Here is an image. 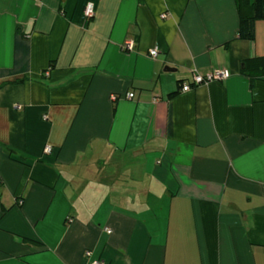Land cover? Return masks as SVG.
<instances>
[{
	"label": "crops",
	"instance_id": "obj_1",
	"mask_svg": "<svg viewBox=\"0 0 264 264\" xmlns=\"http://www.w3.org/2000/svg\"><path fill=\"white\" fill-rule=\"evenodd\" d=\"M261 57L234 0H0V264H264Z\"/></svg>",
	"mask_w": 264,
	"mask_h": 264
},
{
	"label": "trees",
	"instance_id": "obj_2",
	"mask_svg": "<svg viewBox=\"0 0 264 264\" xmlns=\"http://www.w3.org/2000/svg\"><path fill=\"white\" fill-rule=\"evenodd\" d=\"M238 14V36L252 39L254 36V23L264 20V0H234ZM262 66L264 57L253 61Z\"/></svg>",
	"mask_w": 264,
	"mask_h": 264
},
{
	"label": "built area",
	"instance_id": "obj_3",
	"mask_svg": "<svg viewBox=\"0 0 264 264\" xmlns=\"http://www.w3.org/2000/svg\"><path fill=\"white\" fill-rule=\"evenodd\" d=\"M94 14V8H93V4L91 2H87L85 4V7H84V15L86 18H89V17H92ZM166 13H162L160 15L161 18H165L166 17ZM124 47L126 49H133V44L131 43V41H126L124 42ZM149 55L151 57H155L157 55V47H153L149 50ZM228 76V71L225 69V68H218V69H215L213 70L212 72L210 73H207L205 75H200L198 73H193V77H192V82L191 83H183L181 85V88L180 90L181 91H186L188 89L191 88L192 85H199V84H204V83H207L211 80H220V79H223V78H226ZM126 97L128 99L132 98L133 97V93L129 92ZM114 98V96L112 97V99ZM45 151L46 152H49L50 151V147L49 146H46L45 148ZM87 255H89V252H86ZM89 264H102L101 261H97V260H93L91 261Z\"/></svg>",
	"mask_w": 264,
	"mask_h": 264
},
{
	"label": "rangeland",
	"instance_id": "obj_4",
	"mask_svg": "<svg viewBox=\"0 0 264 264\" xmlns=\"http://www.w3.org/2000/svg\"><path fill=\"white\" fill-rule=\"evenodd\" d=\"M135 173V172H134ZM134 173H131V174H134ZM86 176H88V175H86ZM136 178H137V176H136Z\"/></svg>",
	"mask_w": 264,
	"mask_h": 264
},
{
	"label": "water",
	"instance_id": "obj_5",
	"mask_svg": "<svg viewBox=\"0 0 264 264\" xmlns=\"http://www.w3.org/2000/svg\"><path fill=\"white\" fill-rule=\"evenodd\" d=\"M166 69H167V70H170V68H168V67H167Z\"/></svg>",
	"mask_w": 264,
	"mask_h": 264
}]
</instances>
